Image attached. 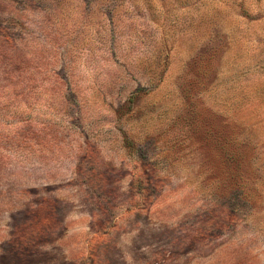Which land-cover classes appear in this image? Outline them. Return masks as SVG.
<instances>
[{
	"label": "rangeland",
	"instance_id": "374dc122",
	"mask_svg": "<svg viewBox=\"0 0 264 264\" xmlns=\"http://www.w3.org/2000/svg\"><path fill=\"white\" fill-rule=\"evenodd\" d=\"M0 264H264V0H0Z\"/></svg>",
	"mask_w": 264,
	"mask_h": 264
}]
</instances>
